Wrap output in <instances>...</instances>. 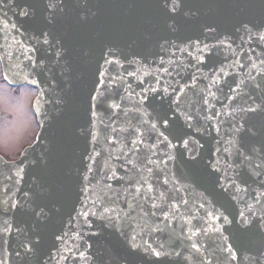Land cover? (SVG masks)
<instances>
[{
	"label": "water",
	"instance_id": "water-1",
	"mask_svg": "<svg viewBox=\"0 0 264 264\" xmlns=\"http://www.w3.org/2000/svg\"><path fill=\"white\" fill-rule=\"evenodd\" d=\"M46 2L0 3L5 76L15 85L28 84L25 77L39 81L30 86L41 93L39 111L46 114L38 116L39 142L8 166L0 156V260L201 264L204 258L212 264H247L251 253L264 248V219H259L264 217V167H254L264 164V111L244 110L264 107V41L257 36L264 33V0H185L176 15L161 0H64L52 23ZM45 32L51 46L42 42ZM58 46L65 49L59 62ZM109 59L119 64L106 63ZM151 88L160 91H146ZM177 88L183 94L173 91ZM177 96L193 119L185 122L181 116L167 145L143 120L147 113L168 110ZM36 103L37 98L34 109ZM113 103L120 108H109ZM241 123L255 132L242 134L251 162L238 154L241 136L234 126ZM183 139L189 140L187 148ZM105 172L122 179L105 183ZM98 194L111 198L105 204L119 219L100 218L91 203ZM153 203L158 207L151 209ZM128 204L156 216L134 213V221L125 216ZM40 209L46 215H38ZM84 211L97 212L88 217L91 227L80 215ZM164 214L167 221L153 223ZM140 224L147 225L143 235ZM153 227L162 231H150ZM131 235L137 236L135 249L129 247ZM160 244L171 255L153 256L148 245ZM229 245L241 259L230 260Z\"/></svg>",
	"mask_w": 264,
	"mask_h": 264
},
{
	"label": "snow or ice",
	"instance_id": "snow-or-ice-1",
	"mask_svg": "<svg viewBox=\"0 0 264 264\" xmlns=\"http://www.w3.org/2000/svg\"><path fill=\"white\" fill-rule=\"evenodd\" d=\"M3 0H0V3H2ZM162 2V6L167 9V11L169 12L170 15H176L177 13L181 12L182 9H184V4H185V0H161ZM63 7H64V0H47L46 2V10L51 14L50 18H49V23L54 22V20L56 19V14L57 12H62L63 11ZM191 12V10H185L184 14L188 15ZM194 14V13H192ZM23 15L27 16L29 15L28 10H23ZM86 15L81 17V19H86ZM169 27H172L171 25H169ZM208 31L209 32H214L215 29L212 26H208ZM48 34L45 33H41V37H42V42L46 45H50L51 43L49 41V39L47 38ZM258 39L261 41H264V33H257ZM205 48L208 47V45L204 46ZM30 51H36V49H30ZM201 52H203V49H200ZM65 55V49L62 46H58L57 51L55 53V59L57 62L61 61L64 58ZM109 55H112L111 50H109ZM28 59L30 61H32V67L35 68L36 66V61L32 59L31 56L28 57ZM199 59V58H197ZM42 63V62H41ZM106 63L108 64H119L118 60L115 59H109L106 60ZM161 63L163 64V61H161ZM261 63H264V60L261 61ZM253 67H255V65H252ZM244 65L241 64V68H243ZM164 71L167 73L170 71V69H164ZM103 75V73L101 74ZM112 79H116L115 77ZM0 81H2L4 84H7L9 86L15 85L18 82L16 81H9L8 76H0ZM25 82H27L29 85H36L39 83V81L37 80H28L27 77H25ZM157 83H160V80L157 79ZM146 91H151V92H158L160 91V89L157 88H151L148 89ZM174 92H179L181 94H183L184 89L181 88H177L173 90ZM232 91H236V89H232ZM99 96H103L102 93H99V90H97ZM164 93L168 92L167 88L163 89ZM36 97H37V103H36V108L34 111V115L35 116H44L46 115L45 113H42L39 111L40 108V104H39V100L41 97V93H36ZM93 100H97L98 96H93L92 97ZM145 100L147 99V97L144 98ZM229 99H236L235 96L233 97H229ZM48 103H53V101L51 99L47 100ZM143 100L139 101L140 104H143ZM205 104H207V100L204 101ZM58 103V101H57ZM172 103L175 104V108L172 107ZM254 104H256V102H253ZM93 107H95V105H93ZM109 108H116L119 109L120 105L119 104H109L108 105ZM14 110H18V106L17 109ZM249 113H256V112H262L264 111V107H260L259 105L257 106H248L247 109H244ZM93 116H95V113H93ZM148 118L146 120H143V123L148 124L150 126L151 129L156 130L158 132L159 137L162 138L161 143H166L167 145H171V141L169 140V135H172L176 132L179 131V128L177 127L178 124V120L181 116H183L185 122L191 121L193 119V117L191 116V114L186 113L182 108H181V100L180 97L177 96L175 98L174 101H172L169 104V108L168 110H161L159 112H156L155 115H153L152 113H147ZM140 119H143V117L141 116ZM37 123H39V121H37ZM191 126V125H189ZM107 127V126H106ZM159 129H164L165 131H159ZM234 130L237 134H240L241 139H240V143H239V148H238V154L240 156H242L245 160L251 162L252 158H253V153L249 150L246 149L244 146V142H243V138H242V134L244 132H248L250 135H255V132L253 131L252 128L250 127H246L245 124L241 123L238 126H234ZM113 131H115V129H113ZM165 132H168V135L165 134ZM40 136L38 135L36 137V141L39 142ZM92 139L94 142H97V136L95 134H92ZM177 139H182L181 137L177 136ZM117 141L115 139H109L108 143L109 144H115ZM183 145L185 148L188 147L189 145V140L187 139H183L182 140ZM136 141H133V144H136ZM139 143H143V141H139ZM31 147V146H30ZM138 151V149H137ZM262 152H264V148L261 149ZM247 153V154H246ZM101 152H96V156H100ZM5 166H8L11 162L5 161ZM21 163H23L21 161ZM129 164H132V161L128 162ZM148 163H152V160L149 159ZM135 167V165H133ZM255 168L257 169H261L262 167H264V164L258 163L254 165ZM87 171L89 173H91L93 171V169L91 167H89L87 169ZM20 172H23V168H20ZM84 179L86 181H89V185L92 184V179H90V177L85 176ZM122 179V177H118L116 175L115 172H112L111 175H108L107 172H105L104 176L102 177V180L106 183L108 180H119ZM99 183V181H97ZM165 183H167V181H165ZM107 187L110 189L111 185H107ZM137 193H139V189L136 190ZM110 197H108L106 194H98L97 195V200H99V203H97V200H93L92 206L97 208V211L100 214V218H107L108 220H114V219H119V214H117L115 217L112 215V213L115 211L114 208H110L108 206H106L105 201H110ZM257 202H259V198H256ZM184 203H187V201H184ZM12 207H15V205H12ZM158 205L153 203L151 205V209H155L157 208ZM201 207H203L201 205ZM251 207L249 206V212L251 213ZM128 211L125 213L126 217L132 218L134 221L136 219V217L133 215L134 213L136 215H142L145 217H155L156 213L151 211V209H149L148 211H145L141 206L136 205V204H128L127 205ZM139 208V212H137V209ZM38 215H46V213L44 212V209H40ZM80 215H82L85 218V224L88 227H91V223L88 221V217L89 216H96L97 212H89V211H84L82 213H80ZM241 215L243 216V213H241ZM254 215V214H253ZM168 215L164 214L162 217V220L160 217H157L156 220L153 222L154 224H158L162 221H167L168 220ZM224 220H227V217H223ZM259 219H264V217H260ZM141 228L140 233H138L139 235H143L144 234V228L147 227L146 224H140L138 225ZM132 231L135 232L136 229L132 228ZM150 231L159 233L162 231L161 228L159 227H153L150 229ZM127 235V234H125ZM137 236L136 235H131L129 238V247L132 249H135L137 247V245L135 244V240H136ZM149 250L151 251V254L157 258L161 257L162 255H171L170 253H165L163 251L164 245L160 244L158 245V248H152V245H148ZM192 248L196 250V252H200V248L197 244H192ZM28 251H31V248L28 249ZM226 251L230 254V260L231 261H237L238 259H241L242 257H239L237 255V253L235 251H233V248L231 245L227 246ZM176 256H180V253L177 252L175 253ZM17 255H19V253H17ZM83 255V254H81ZM247 264H264V248H261L258 252H254L251 253L247 258ZM0 264H6V262L4 260H0ZM201 264H212L211 259H201Z\"/></svg>",
	"mask_w": 264,
	"mask_h": 264
},
{
	"label": "flooded vegetation",
	"instance_id": "flooded-vegetation-1",
	"mask_svg": "<svg viewBox=\"0 0 264 264\" xmlns=\"http://www.w3.org/2000/svg\"><path fill=\"white\" fill-rule=\"evenodd\" d=\"M0 76H5L1 62ZM36 93H38V90L29 85L9 86L0 81V156L7 161L18 160L22 152L36 140L40 130L37 116L34 115L35 110L33 106ZM25 98L24 112L29 119V123L19 125V113L18 110L14 111V109H17V106L25 101ZM4 101L8 103L5 104ZM27 111L33 117V123L36 127L33 131L31 130L32 123ZM19 132L25 133L20 143L16 137Z\"/></svg>",
	"mask_w": 264,
	"mask_h": 264
},
{
	"label": "bare ground",
	"instance_id": "bare-ground-1",
	"mask_svg": "<svg viewBox=\"0 0 264 264\" xmlns=\"http://www.w3.org/2000/svg\"><path fill=\"white\" fill-rule=\"evenodd\" d=\"M27 98V96H26ZM26 98L25 101H23L19 106H18V113H19V125H23V124H28L29 123V119L26 115V113L24 112V105L26 102Z\"/></svg>",
	"mask_w": 264,
	"mask_h": 264
},
{
	"label": "rangeland",
	"instance_id": "rangeland-1",
	"mask_svg": "<svg viewBox=\"0 0 264 264\" xmlns=\"http://www.w3.org/2000/svg\"><path fill=\"white\" fill-rule=\"evenodd\" d=\"M4 103L5 104H7L8 102L7 101H4ZM15 111V110H14ZM28 112V114H29V116H30V119H31V123H32V128H31V130L33 131V130H35L36 129V127H35V125H34V123H33V117H32V114L29 112V111H27ZM25 135V133H23V132H19L18 134H17V138H18V140H19V143H20V141L21 140H23V136ZM18 149V148H17ZM16 149V150H17Z\"/></svg>",
	"mask_w": 264,
	"mask_h": 264
}]
</instances>
